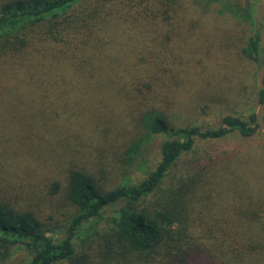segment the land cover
<instances>
[{"label":"trees","instance_id":"1","mask_svg":"<svg viewBox=\"0 0 264 264\" xmlns=\"http://www.w3.org/2000/svg\"><path fill=\"white\" fill-rule=\"evenodd\" d=\"M216 1L250 26L239 54L259 69L262 24H252L247 0ZM184 7L185 0H0V98H30L17 121L15 113L0 118V264L16 249L25 252L23 264H264V201L227 202L213 193L214 158L194 155L197 139L254 134V113L225 114L217 127L202 129L171 126L161 112L159 104L169 101L163 86L198 79L189 60L195 50L165 24ZM170 22L175 29L191 27L184 19ZM254 101L264 102L258 85ZM57 107L67 117L75 107L94 113L136 134L121 146H100L109 142L107 124L89 127L83 140ZM159 134L168 137L159 144L158 161L137 182L105 187L90 169L123 161ZM187 153L194 155L186 159L187 176L164 188ZM157 192L152 209L144 207ZM119 202L108 230L86 227L77 234ZM199 223L202 244L190 237Z\"/></svg>","mask_w":264,"mask_h":264},{"label":"rangeland","instance_id":"2","mask_svg":"<svg viewBox=\"0 0 264 264\" xmlns=\"http://www.w3.org/2000/svg\"><path fill=\"white\" fill-rule=\"evenodd\" d=\"M185 1L187 8L184 7L182 12H177L180 17H171L168 21L184 19L187 23L190 22L188 25L191 27L181 23L175 29L174 25L167 20L165 24L181 32L182 38L188 43L185 48L188 46V50H195L193 51L195 54H192L189 60L197 67L198 83L187 78L182 85L179 84L181 88H175L173 84L169 87L163 86L161 93L165 94V98H169V101L159 104L162 106L161 112L171 126H197L202 129L217 127L225 114L247 118L250 113L255 112L257 107L254 98H256L258 85V66L256 62L241 57L239 49L244 44V38L252 31L250 26L244 20L232 15L230 11L219 10L220 5L216 0ZM246 5L250 7L252 24L260 27L264 18V0H247ZM189 39L195 42L196 47L190 45ZM261 56L264 59V53ZM24 101L29 102L30 98H0V118L5 120L11 116V113H15V121H17L22 114ZM75 109L77 111L71 112L69 117L65 116L66 114L58 107L55 112H59V115L66 118V125L73 126L71 129L79 131L83 140L91 134L89 127H93L100 120L107 124L104 133L109 140V142L102 140L100 146L111 147L113 144L121 146L123 140L136 134V132L125 134L118 123L103 120L94 113L90 115L88 111L83 113L76 107ZM120 116L122 120L124 115L121 113ZM130 118L134 120L132 116ZM125 120L127 126H130L129 129L134 127L133 121L129 122L128 116ZM48 130L51 133L55 131L50 125ZM165 137L168 136L165 134L151 136L127 154L123 161L108 162L90 169L105 187L135 183L156 165L159 144ZM194 155L203 159L214 158V176L211 180V182L215 181L212 185L213 193L221 192L227 202H236L244 197L250 198L251 203L264 201V131L262 129H257L250 136H242L233 131L220 138L203 141L197 139ZM194 155L187 153L179 158L176 166L165 179L164 188L170 187L175 182V177L187 176L186 159L193 158ZM41 173L39 177L50 176V167H46ZM160 196L159 192L148 195L144 207L151 210L153 205L149 203H153ZM120 204L121 202L107 207L105 217L102 219L85 221L77 234L82 235L86 227L98 231L108 230L111 223L107 221V218L114 214L112 209L118 208ZM203 226L204 224L199 223V226L192 231L190 236L192 242L201 241L200 244L206 242L201 238ZM52 231L53 236H59L60 230ZM24 258L25 252L22 249H16L8 264H23Z\"/></svg>","mask_w":264,"mask_h":264},{"label":"water","instance_id":"3","mask_svg":"<svg viewBox=\"0 0 264 264\" xmlns=\"http://www.w3.org/2000/svg\"><path fill=\"white\" fill-rule=\"evenodd\" d=\"M259 44L264 49V18L262 21V26H261L260 35H259ZM263 76H264V61L260 65L257 71V84L259 88H262V89H264ZM263 114H264V102H260L256 107L254 115H255V121L258 127L264 131Z\"/></svg>","mask_w":264,"mask_h":264}]
</instances>
